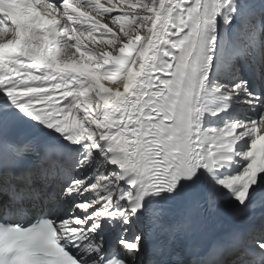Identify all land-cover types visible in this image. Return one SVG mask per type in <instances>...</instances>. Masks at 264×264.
I'll use <instances>...</instances> for the list:
<instances>
[{
  "label": "snow or ice",
  "instance_id": "6c2138e0",
  "mask_svg": "<svg viewBox=\"0 0 264 264\" xmlns=\"http://www.w3.org/2000/svg\"><path fill=\"white\" fill-rule=\"evenodd\" d=\"M0 264H264V0H0Z\"/></svg>",
  "mask_w": 264,
  "mask_h": 264
},
{
  "label": "bare ground",
  "instance_id": "6f19581e",
  "mask_svg": "<svg viewBox=\"0 0 264 264\" xmlns=\"http://www.w3.org/2000/svg\"><path fill=\"white\" fill-rule=\"evenodd\" d=\"M224 215L221 217V220L223 219Z\"/></svg>",
  "mask_w": 264,
  "mask_h": 264
}]
</instances>
